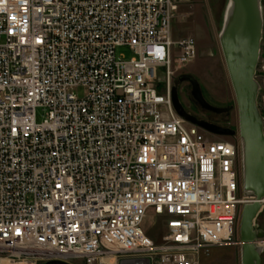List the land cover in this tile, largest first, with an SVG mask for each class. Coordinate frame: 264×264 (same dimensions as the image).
<instances>
[{
	"label": "built area",
	"instance_id": "built-area-1",
	"mask_svg": "<svg viewBox=\"0 0 264 264\" xmlns=\"http://www.w3.org/2000/svg\"><path fill=\"white\" fill-rule=\"evenodd\" d=\"M189 1L0 0V264H199L238 239L257 200L241 146L172 102L175 70L198 53L173 36ZM151 211L161 244L144 227Z\"/></svg>",
	"mask_w": 264,
	"mask_h": 264
},
{
	"label": "water",
	"instance_id": "water-1",
	"mask_svg": "<svg viewBox=\"0 0 264 264\" xmlns=\"http://www.w3.org/2000/svg\"><path fill=\"white\" fill-rule=\"evenodd\" d=\"M231 12L221 35V46L235 91L244 160V189L254 194L257 200L244 206L240 222L242 264H262L264 229H256L255 221L262 210L260 200L264 198V133L262 115L258 106L260 85L255 78L263 38L264 19L260 0H231ZM181 80L192 84V95L207 110L226 113L230 108L216 107L203 95L198 79L185 74ZM172 102L177 113L186 120L216 135L233 136L236 130L208 121L199 120L186 111L177 87L172 90ZM43 264H71L52 260ZM120 264H149L144 258L125 259Z\"/></svg>",
	"mask_w": 264,
	"mask_h": 264
},
{
	"label": "rangeland",
	"instance_id": "rangeland-1",
	"mask_svg": "<svg viewBox=\"0 0 264 264\" xmlns=\"http://www.w3.org/2000/svg\"><path fill=\"white\" fill-rule=\"evenodd\" d=\"M231 3V0H190L182 4L175 12L172 20L174 38L193 37L197 42L198 53L192 62L175 70L172 84L178 87L180 100L189 109H197V101L191 94L190 82L180 80V76L185 74H191L198 79L203 95L210 104L216 107L230 108L228 112L222 114L210 113L201 110V108L199 111L208 119L236 130V134L233 136L210 135V137L214 140L235 142L241 146L242 156L239 109L221 46V35L230 16ZM260 3L264 19V0H260ZM117 54L119 57L125 56L126 59L133 56L131 50L126 46L119 47ZM255 78L260 85L261 92L263 90L261 86H264V69L261 64L257 68ZM77 94L82 96L83 90H78ZM37 114L38 120H41L42 110L38 109ZM240 222L241 217L238 222V239L232 244L214 246L201 251L198 254L199 264H242ZM255 225L256 229H264V210L258 215ZM144 227L157 244L163 242V237L166 234L163 218H156L151 211L145 219ZM261 243H263L261 244V255L262 264H264V240ZM148 263L154 264L151 261Z\"/></svg>",
	"mask_w": 264,
	"mask_h": 264
},
{
	"label": "flooded vegetation",
	"instance_id": "flooded-vegetation-1",
	"mask_svg": "<svg viewBox=\"0 0 264 264\" xmlns=\"http://www.w3.org/2000/svg\"><path fill=\"white\" fill-rule=\"evenodd\" d=\"M182 76V75H181ZM180 76V77H181ZM181 80V79H180ZM181 81H183V80H181ZM187 81H189V80H187ZM190 82V81H189ZM190 84H191V82H190ZM174 87H177L176 85L174 86ZM177 89H178V87H177ZM179 93V92H178ZM191 94H192V84H191ZM193 96V95H192ZM195 99V98H194ZM196 100V99H195ZM197 101V100H196ZM182 102V101H181ZM184 108L186 109V111L188 112V113H190L191 115H194V116H196L199 120H204V121H208V122H210V123H213V124H216V125H219V126H222L220 123H218V122H214V121H212V120H210V119H208V117L206 116V115H204V114H202L201 113V111H199L200 110V108H201V110H205V111H207V112H210V113H215V112H213V111H211V110H207V109H205V108H203L202 106H201V104L197 101V109H194V108H191V109H189L188 107H185L184 106ZM215 114H219V113H215ZM220 114H222V113H220ZM200 115V116H199ZM222 127H225V126H222ZM225 128H229V127H225ZM221 136H226V137H229V136H227V135H221ZM264 239H262L261 241H263ZM261 258H262V255H261ZM261 263H262V260H261Z\"/></svg>",
	"mask_w": 264,
	"mask_h": 264
},
{
	"label": "bare ground",
	"instance_id": "bare-ground-1",
	"mask_svg": "<svg viewBox=\"0 0 264 264\" xmlns=\"http://www.w3.org/2000/svg\"><path fill=\"white\" fill-rule=\"evenodd\" d=\"M179 94V93H178ZM180 97V96H179ZM242 162H243V166H242V169H243V173H244V160H243V157H242ZM259 245L263 244L261 243V241L258 242Z\"/></svg>",
	"mask_w": 264,
	"mask_h": 264
},
{
	"label": "crops",
	"instance_id": "crops-1",
	"mask_svg": "<svg viewBox=\"0 0 264 264\" xmlns=\"http://www.w3.org/2000/svg\"><path fill=\"white\" fill-rule=\"evenodd\" d=\"M121 261L118 262V264H120ZM149 262V261H148Z\"/></svg>",
	"mask_w": 264,
	"mask_h": 264
}]
</instances>
